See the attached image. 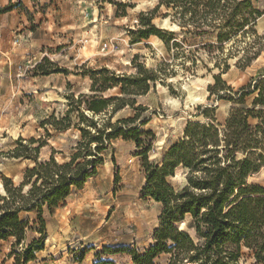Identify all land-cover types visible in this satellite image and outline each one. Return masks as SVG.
<instances>
[{
  "label": "rangeland",
  "instance_id": "374dc122",
  "mask_svg": "<svg viewBox=\"0 0 264 264\" xmlns=\"http://www.w3.org/2000/svg\"><path fill=\"white\" fill-rule=\"evenodd\" d=\"M157 5L151 22L163 37L135 38L132 31L140 27V13ZM251 5L261 12L254 25L246 26V33L223 27L230 34L219 43L218 28L181 24L165 0H0V196H5L3 177L18 186L24 171L35 165L33 160L14 158L15 148L30 153L29 147L38 146L37 163L53 154L61 164L75 152L79 131L74 125H89L80 120V113L85 118L90 114L84 102L72 106L79 95H94L89 70L105 68L114 74L135 75L141 65L155 73L149 91L135 97V107L145 110L139 109L134 126L153 134L145 139L152 141L148 163L161 162L167 150L184 138L188 122L213 124L222 136L231 109L254 111L247 123L252 129L259 127L255 131L259 138L264 133V106H254L253 101L259 91L264 93V0H251ZM236 21L239 15L232 24ZM245 61L249 63L243 66ZM38 64L44 74L35 71ZM54 70L58 72L51 73ZM215 76L221 82L210 93ZM240 93L245 95L243 104L235 103ZM199 94L206 99L193 102ZM100 95L120 93L114 88ZM188 97L191 102L186 107ZM205 109H209L207 116L202 113ZM135 113L127 106L111 123ZM99 118L95 116L94 121ZM64 119L71 128L58 131L49 125ZM144 121L148 123L142 126ZM30 139L35 143L29 145ZM259 141L260 147L264 140ZM140 151L122 139L106 143L96 174L82 188H72L51 213L43 208L46 235L42 250L27 264H134V256L154 244L162 209L143 194L146 182ZM243 157V153L236 154L237 159ZM186 175L187 169L178 166L166 183L177 192L186 184ZM246 182L264 187V167ZM20 218L31 223L26 239L18 246L11 238L0 241V264H14L15 255L9 258V252L20 254L26 244L40 238L36 212L22 213ZM193 223L188 215L183 218V228L190 236H194ZM168 259L169 255L162 254L154 262L168 264ZM254 263L242 249L238 264Z\"/></svg>",
  "mask_w": 264,
  "mask_h": 264
},
{
  "label": "trees",
  "instance_id": "16d2710c",
  "mask_svg": "<svg viewBox=\"0 0 264 264\" xmlns=\"http://www.w3.org/2000/svg\"><path fill=\"white\" fill-rule=\"evenodd\" d=\"M165 2L175 11L174 19L183 25H191L194 29L205 26L218 28L216 39L219 43L230 34L224 33L223 27H229V32L234 28L246 33L244 28L253 26L255 19L261 16V12L252 7L251 0ZM157 7L140 13V27L132 31L135 38L146 39L149 35L163 37L151 22ZM237 15L240 21L232 24ZM135 60L136 56L132 64ZM248 63L245 61L243 66ZM35 71L45 73L39 64ZM88 73L92 81L90 91L94 95H79L72 107H78L82 102L86 104L90 117L85 118L80 113V120L89 125H74L79 131V141L69 160L60 164L51 154L47 161L37 163L38 146L27 147L30 153L27 150L21 152L20 146L13 151L14 158L33 160L35 165L24 171L18 186L3 177L2 193L5 192V196H0V241L11 238L15 240L14 246L24 242L31 223L20 218L22 213L36 212V231L40 234L39 239H33L24 246L22 253L9 252V258L15 255L14 264L21 260L27 264L36 259L35 253L42 250L41 241L46 235L43 208L51 213L64 203L72 188H82L86 179L96 174V167L101 161L99 154L105 149V144L116 139L133 142L137 149H141L139 156L143 160L146 182L143 194L162 205L158 229L154 231L155 242L142 255L134 256V264H156L154 260L162 254L169 255L168 264H238L242 249L248 252L254 264H264V187L246 182L250 174L264 167V143L259 147V139L264 140V133L258 138L255 131L259 127L252 129L247 123L248 117H254V111L245 107L231 109L226 120V132L222 136L213 124L188 122L184 138L167 150L161 162L148 163L146 155L152 141L145 139L153 137V134L134 126L139 118V109L145 110L139 105L135 107V97L149 91L156 81L155 73L143 69L141 65H138L135 75L114 74L105 68L89 70ZM214 80L210 93L218 89L221 82L217 76ZM114 88H118L120 96L100 95ZM263 95L259 91L253 101L254 106H264ZM244 96L240 93L235 103L243 104ZM127 106L136 111L134 116L111 123L112 117ZM72 107L67 115L72 112ZM208 112L209 109H205L202 113L207 116ZM95 116H101L99 122L94 121ZM64 122L65 125L62 124ZM147 123L144 121L141 125ZM49 125L58 131L71 128V123L65 119ZM34 143L33 139L28 141L29 145ZM237 153H243L244 157L237 159ZM178 166L187 169L186 184L174 192L166 183V178L173 176ZM187 215L194 222V236L178 228L179 222ZM93 264L112 263L100 261Z\"/></svg>",
  "mask_w": 264,
  "mask_h": 264
},
{
  "label": "bare ground",
  "instance_id": "6f19581e",
  "mask_svg": "<svg viewBox=\"0 0 264 264\" xmlns=\"http://www.w3.org/2000/svg\"><path fill=\"white\" fill-rule=\"evenodd\" d=\"M153 39H154L155 42L161 43V41H160L158 38L153 37ZM205 97H206L205 94H199V95H197L196 97L193 98V102H198V101H200V100L206 99ZM207 97H208V96H207ZM189 99H190V98L188 97V98H187V101H186V105H185L186 107L188 106V103L191 102V100H189ZM183 127H184V126H183ZM183 127H182V128H183ZM182 128H181V130H183ZM151 202H154V201L151 199ZM179 225H180V228H181V229H184V228H183V227H184V226H183V221L179 222Z\"/></svg>",
  "mask_w": 264,
  "mask_h": 264
}]
</instances>
